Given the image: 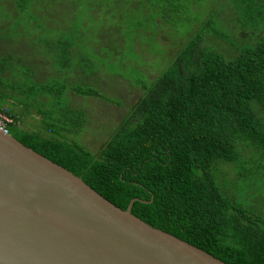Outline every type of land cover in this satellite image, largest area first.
Returning a JSON list of instances; mask_svg holds the SVG:
<instances>
[{
  "label": "trees",
  "instance_id": "trees-1",
  "mask_svg": "<svg viewBox=\"0 0 264 264\" xmlns=\"http://www.w3.org/2000/svg\"><path fill=\"white\" fill-rule=\"evenodd\" d=\"M1 1L16 22H26L10 41L19 40L26 50L31 37L28 28L37 23L33 43L36 48L46 44L44 56L61 77L44 83L34 78L32 68L28 74L23 69L31 75L28 85L3 87L15 94L19 89L17 94L30 100L21 104L22 111L0 103V112L13 120V136L79 176L118 207L125 209L137 198L132 213L150 225L227 264H264V0H209L208 9L214 8L205 16L200 14L201 20L194 15L183 17L181 10L187 12L194 5L204 10L206 0H171L176 21L180 20L175 27L190 21L193 33L172 60L161 66L160 75L151 77L145 72L147 66L138 63L148 78L134 72L129 74L131 79L127 76L145 85L143 95L98 152L63 134L80 131L82 123L76 122L84 118L83 109L56 117L50 113L51 121L44 120L43 110H34L41 114V129L22 128L21 115L32 114L27 107L33 99L49 101L51 91L64 92L68 84L78 91L76 95L104 97L99 86H84L85 81L93 85L105 81L102 56L108 53L107 62L115 56L112 60L125 63L123 44L129 31L138 34L143 24L136 3H148L170 25L168 13L152 5L153 0ZM225 11L236 14L231 16V28L230 17L222 18ZM217 19L227 20L225 26L214 24ZM110 29L118 35L116 39L108 37ZM242 32L248 36L242 37ZM208 37L229 44L237 54L226 57L206 46L203 41ZM16 50H5L0 56V87L2 75L12 67L16 72L24 59L15 62ZM148 60L144 58L145 63ZM84 72L96 76L89 79ZM115 83L120 84L117 79ZM1 91L0 96L10 99L11 92ZM256 183L262 188L260 196L249 191Z\"/></svg>",
  "mask_w": 264,
  "mask_h": 264
},
{
  "label": "water",
  "instance_id": "water-1",
  "mask_svg": "<svg viewBox=\"0 0 264 264\" xmlns=\"http://www.w3.org/2000/svg\"><path fill=\"white\" fill-rule=\"evenodd\" d=\"M0 130V264H227ZM146 202V201H144Z\"/></svg>",
  "mask_w": 264,
  "mask_h": 264
},
{
  "label": "rangeland",
  "instance_id": "rangeland-1",
  "mask_svg": "<svg viewBox=\"0 0 264 264\" xmlns=\"http://www.w3.org/2000/svg\"><path fill=\"white\" fill-rule=\"evenodd\" d=\"M153 1L154 2H151L152 5H159L160 8L166 10V12L168 13V21L170 25L164 22L165 20L163 19L161 14H158L156 11H154L152 7H148L150 6L148 5V3L142 4L139 1L136 3L138 4L140 13L144 18L141 19L143 24L142 29L139 30L138 34H133L129 31L127 39L124 35L126 42L123 44L121 53L126 64H122L121 62L112 60L115 59V56L114 58H110V62H107L106 57H110V53H108L104 57L102 56L103 70L101 71L103 80L105 81L98 85H93L92 83H90V81L84 80L86 84L84 86H93L95 88L99 86V88L102 90L100 91V95H104V97L94 98L76 95L78 91L72 88L73 86L68 84L66 85V90L64 92L51 91L49 101H47L48 98L44 102L40 97L33 99V104L27 107V111L32 112V114L30 113L27 115H21L22 118L24 117V119H22V123L24 124V126L22 125V128L25 127L26 129H34L39 127L41 114L35 112L34 110L38 112L43 110V116H45L44 120H50L48 118L50 113L56 117L58 113L66 114L67 112L82 111L83 109L86 111L84 118L78 121L76 120L77 124L82 123L80 131L75 135H72L69 132H64L63 134L73 138L81 146L85 147V149H89V151L92 152H98V150H100L112 136V133L116 130L117 126L128 115L129 110L132 108V106L143 95L142 92L145 85L137 84V80L135 78H133L132 80H128L127 76L129 77V74L132 72H134L138 76H142L144 79L148 78L146 73H151V77L156 76L157 74L160 75L161 66L168 64L172 60L177 51L180 49L181 45L185 42L188 36L190 38L193 33V22L185 21L179 27H175V25H177L180 20L178 22L176 21L178 17L175 14L174 10L171 8V4H173L171 0ZM221 1L222 0H218V2L222 3ZM210 5L211 3L209 2V0H206L203 5L204 10H200L197 5L190 7L192 8V10L188 9L187 12L186 8H183L181 10L184 12L182 16L191 17L194 15L197 20H201L203 17L200 14H203L205 16L207 15L210 8H214L213 6H211L208 9ZM234 14L235 13L226 11L222 12L223 19H227L230 17L229 28L233 27L232 24L234 23V21L231 20V16H233ZM11 15L12 13L7 10L6 4L0 0V34H2V30L5 34L0 36V56L5 50H9L10 52H12L13 49L15 52V49H17V54H13L15 55L14 58H16L15 62L18 61L17 58H24L23 61L17 65L16 72L14 70V67H12V69H8V71L6 72V76L2 75V87H0V89H2L1 92H3L4 90L3 93H5V95L8 94V92H11V88H3L6 87L9 83H12L14 86L20 85L23 87H25V85H28L31 75L27 74L29 73L28 71H31V68L35 73L34 78L44 83L49 82L51 78L55 76L57 78H61L56 73L55 69H53L52 61L48 57L44 56L45 51L43 49H45L46 44L39 45L36 48L33 43L32 39L35 38V36L32 35V31L35 27H37V23L32 22L28 28L30 29L31 37H28L29 44L26 50L21 47L22 45L20 44L19 40L17 41V43L10 41L13 39V37H16L20 34L18 31V27L20 29L26 27V22L21 21L18 23V21H15L17 18L12 17ZM19 16L20 14L18 15V17ZM224 21L227 20L221 21L220 19H217L214 24H221L222 26H225ZM167 27L168 34L165 32V30H167ZM39 32H43L42 28L39 29ZM108 34V37L110 39H116V37L118 36L117 34H114L112 29L109 30ZM247 36L248 34L246 35V33L242 32V37ZM208 38L206 39V41H203V44H205L206 46L211 48L215 47L216 49L222 51L226 55V57L237 54V51H235L229 44L224 43L220 40L217 41L212 37L209 39ZM120 39L122 41V37H120ZM54 42L55 40L50 41V45ZM122 42L120 44L118 43V46H121ZM133 42L135 43L134 47ZM33 51L37 52L38 54L36 53V55H34ZM146 57H148L149 59L147 63H145L144 61V58ZM14 58L12 59L13 61ZM111 63L112 67L110 65ZM138 63L142 64L143 66H147V68L145 69L146 73L143 69H141V66H139ZM23 69H26L25 72L27 74L23 71ZM117 69L120 71V75H118L117 77H119L121 80L116 77L115 72ZM85 74L89 76L87 77L89 79L96 76V73ZM99 74L100 73L98 72L97 75ZM13 77L16 78L14 81ZM72 79H74L73 76ZM72 79L70 78L69 80L71 84ZM115 79L119 80L120 84H114ZM75 81H77L75 82V84L79 83L77 78ZM61 84L63 85L64 82L61 81ZM80 84L83 85L84 83ZM130 86H134V88ZM19 92V89H17L16 94L11 92L9 96L10 99L8 100L7 96H0V103H8L16 111H22L23 106L21 104H29L30 100L23 94H17ZM52 121L57 122L56 120ZM66 126H71V124H67ZM38 129H41V127H39ZM10 132L12 134L14 133V130L12 129L11 131L10 129ZM247 183H250V181ZM260 187H258L257 183L249 187L250 194H255L257 196L262 195L263 192H261L262 188ZM262 208V211H264V205L262 206Z\"/></svg>",
  "mask_w": 264,
  "mask_h": 264
},
{
  "label": "built area",
  "instance_id": "built-area-1",
  "mask_svg": "<svg viewBox=\"0 0 264 264\" xmlns=\"http://www.w3.org/2000/svg\"><path fill=\"white\" fill-rule=\"evenodd\" d=\"M13 122L12 118L0 112V130L4 133H10V124Z\"/></svg>",
  "mask_w": 264,
  "mask_h": 264
}]
</instances>
